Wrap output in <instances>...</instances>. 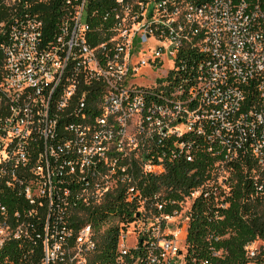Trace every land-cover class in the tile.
Masks as SVG:
<instances>
[{"label": "built area", "instance_id": "obj_1", "mask_svg": "<svg viewBox=\"0 0 264 264\" xmlns=\"http://www.w3.org/2000/svg\"><path fill=\"white\" fill-rule=\"evenodd\" d=\"M89 1L66 0L73 10L51 38L36 15L0 21V252L39 223L47 264L49 240H64L49 230L66 231L63 217H53L71 192L63 185L90 204L122 183L143 215L130 232L121 228L120 264H185L197 197L228 189L234 166L248 161L264 196V0H112L103 16L110 37L98 44ZM143 67L165 71L143 85ZM199 153L214 159L210 179L171 202L179 208L166 211L161 194L137 182ZM10 194L33 205L45 199L48 215L11 211ZM77 242L94 247L91 225ZM0 264L15 262L0 254Z\"/></svg>", "mask_w": 264, "mask_h": 264}, {"label": "trees", "instance_id": "obj_2", "mask_svg": "<svg viewBox=\"0 0 264 264\" xmlns=\"http://www.w3.org/2000/svg\"><path fill=\"white\" fill-rule=\"evenodd\" d=\"M111 6L112 0H93L86 6L94 44L110 37V22H105L103 16ZM72 10L66 0H12L10 3L0 0V21L10 24L18 17L36 15L43 21L46 38H51ZM213 163L210 155L199 153L194 161L175 160L168 164L163 174L147 176L137 182L147 194L160 193L159 200L167 203L166 211L169 212L179 208V205H172V201H184L194 189L210 179ZM245 166H234L227 182L228 189L211 187L195 199L189 212L185 264H202L206 259L212 264H246L249 261L264 264V196L256 193L251 177L252 169L256 167L249 161ZM136 173L140 171L136 170ZM259 174L263 176V173ZM72 185H63L64 190L68 187L71 192L61 197L63 213L53 215L63 217L66 231L61 228L49 230L58 236L63 233L64 240L59 237L49 240V250L56 244L61 245L56 250L57 257H50L47 264H78L80 255L86 264H120L121 228L128 227L143 215L138 204L128 201L126 186L122 183L107 191L101 201L95 199L90 204L76 194ZM4 202L11 211H19L22 215L24 211L36 208L42 219L49 213L45 199L41 201L43 205H33L22 195L10 194L5 196ZM38 225L35 232L31 231L29 239L6 243L1 256L12 258L15 264H45L44 241L37 236L43 229ZM85 225L92 226L95 245L92 249L82 247L80 250L77 237ZM257 240H261L263 245L250 257L248 246ZM215 252L221 253L214 255ZM124 258L126 262L133 261L131 254Z\"/></svg>", "mask_w": 264, "mask_h": 264}, {"label": "rangeland", "instance_id": "obj_3", "mask_svg": "<svg viewBox=\"0 0 264 264\" xmlns=\"http://www.w3.org/2000/svg\"><path fill=\"white\" fill-rule=\"evenodd\" d=\"M164 71H165V68H164V67H161V68H159V69H148V68H146V67H143V68L140 70V75L136 78V80H137V82H138L139 84L149 85V84H151V82H153L155 76H161V75H163ZM221 174H225V173L222 171ZM111 184H112V183H111ZM190 204H191V201H190V202H189V201H186L185 204H184V208H183V209H188V207H190ZM113 222L116 223L117 220H113ZM106 227H107V226H106ZM132 228H133V226L130 225V226L128 227V231L130 232V231L132 230ZM128 238H129L128 241H127V243L129 244L128 246H132V245H134V244H135V238H134V236L129 235ZM60 245H61L60 243H59V244H56V246H54V248L50 250V253H51V255L53 254V257H54V258L57 257V255H56V250L59 249V246H60ZM262 245H263V242H262L261 240H257L256 242H254V243L250 246V249H251V251H253L254 253H256L257 250H258ZM184 253L186 254V249H185ZM79 259H81V260L78 261V264H79V263H80V264H86V260L83 259V258L81 257V255H80V258H79Z\"/></svg>", "mask_w": 264, "mask_h": 264}]
</instances>
